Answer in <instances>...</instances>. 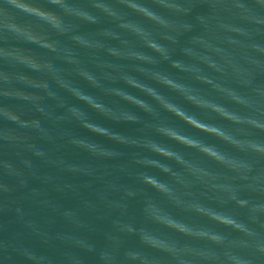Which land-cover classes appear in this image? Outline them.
Listing matches in <instances>:
<instances>
[{
  "label": "clouds",
  "instance_id": "clouds-1",
  "mask_svg": "<svg viewBox=\"0 0 264 264\" xmlns=\"http://www.w3.org/2000/svg\"><path fill=\"white\" fill-rule=\"evenodd\" d=\"M0 264H264V0H0Z\"/></svg>",
  "mask_w": 264,
  "mask_h": 264
},
{
  "label": "water",
  "instance_id": "water-1",
  "mask_svg": "<svg viewBox=\"0 0 264 264\" xmlns=\"http://www.w3.org/2000/svg\"><path fill=\"white\" fill-rule=\"evenodd\" d=\"M72 159H77L78 157H71ZM64 207H71L73 206V201L64 200L60 202Z\"/></svg>",
  "mask_w": 264,
  "mask_h": 264
}]
</instances>
